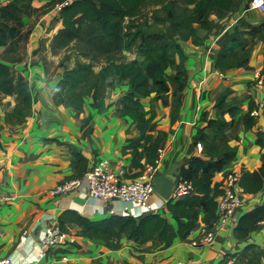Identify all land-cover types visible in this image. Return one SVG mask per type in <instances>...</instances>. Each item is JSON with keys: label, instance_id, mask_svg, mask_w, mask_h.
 Wrapping results in <instances>:
<instances>
[{"label": "crops", "instance_id": "obj_1", "mask_svg": "<svg viewBox=\"0 0 264 264\" xmlns=\"http://www.w3.org/2000/svg\"><path fill=\"white\" fill-rule=\"evenodd\" d=\"M9 1L0 0V7ZM49 1L31 0V7L39 12L22 16L26 38L20 46L21 59L5 62L30 88L29 116L17 122L10 116L20 111L23 100L16 95L0 96V197L11 199L0 203L3 231L0 260L11 258L24 264L36 258L43 232L58 225L59 217L66 211H76L90 220L113 215L139 219L155 213L167 218L171 227L177 229L166 202L155 193L149 199L148 210L121 200L108 203L92 200L87 196L85 183L76 191L53 195L58 185L82 178L101 159L130 178L135 170L131 168L132 151L127 140L139 133L132 119L122 114V98L131 91L128 80L113 72L97 98H84L80 113L54 103L52 93L64 71L80 65L75 60L78 53H73V49L52 51L53 39L62 22L57 4L46 7ZM250 1L232 0L230 10L214 13L209 31L196 29L199 44L193 43L196 37L179 41L184 56L181 64L176 51L171 49L173 64L166 74L174 77L182 72L186 82L183 87L170 85L165 104L156 100L154 94L138 99L145 118L150 121L147 133L153 139L158 135L164 139L157 154L161 164L157 174L176 165L174 176H178L192 157L209 161L194 147L200 136H205V142L216 150L225 146L236 150L235 158L214 175L212 186L230 171L253 172L260 168L264 157V147L256 145V128L260 122L247 128L243 121L249 104L255 105L264 95V85L257 86L254 81L255 74H259L264 83V13L249 9ZM163 32L170 42H175L169 26ZM137 45L138 42L119 53L114 63L141 61L143 55L137 51ZM224 46L232 47L239 60L246 59L247 66L224 71V78H219L215 61ZM3 50L0 47V57ZM84 60L89 64V59ZM101 68L93 67V70L97 73ZM209 122L226 125L218 134L216 128L209 127ZM242 197V206L227 226L215 235L211 244L202 248H194L190 242L196 237L197 228L203 226V212L188 238H176L164 250L154 249L150 243L137 246L123 239L120 248L112 251L80 237L77 227L67 226L75 245L52 249L47 260L50 264H264V221L247 239L234 237L240 216L264 206V181L259 193ZM24 231L29 236L19 245Z\"/></svg>", "mask_w": 264, "mask_h": 264}, {"label": "trees", "instance_id": "obj_2", "mask_svg": "<svg viewBox=\"0 0 264 264\" xmlns=\"http://www.w3.org/2000/svg\"><path fill=\"white\" fill-rule=\"evenodd\" d=\"M67 0H50L47 8L63 4ZM232 0H75L63 5L58 13L62 27L57 31L52 51L73 49L80 56L89 59V64L64 71L52 96L56 105H63L75 113H80L84 98H97L99 90L112 72L119 78L127 79L130 92L122 98V114L129 117L138 128V136L128 139L132 151L131 168L136 178L145 166L152 163L162 148L161 135L152 138L147 133L150 121L145 118L139 98L155 95V99L165 104V96L171 84L183 87L186 75L178 72L174 77L166 74L173 64L171 49L176 51L180 64L184 56L179 41L187 42L196 37V29L209 31L212 27V15L230 10ZM31 7V0H11L0 7V96L16 95L22 99L21 109L10 117L23 122L32 107V95L29 86L21 76H15L7 61H20V46L25 40L22 16L37 13ZM153 24L164 23L169 26L176 39L170 42L162 31L143 32ZM138 42L137 51L143 55L141 61L115 64L116 56L127 51ZM194 44L200 41L196 37ZM103 58L106 65L94 72V62ZM247 60H239L232 47L224 46L215 61V68L224 72L243 68ZM255 105L249 104L244 116V125H255L250 111ZM218 134L225 127L224 122H209ZM256 145L264 147V134H258ZM194 147L204 157H192L181 174L189 180L194 193L182 200L166 202V208L177 222L174 230L167 218L159 214H146L139 219L131 216L113 215L99 220H90L76 211H66L58 219L61 229L74 226L78 235L90 242L99 243L112 251L120 248L121 240L133 242L137 246L150 243L154 249L164 250L171 246L176 238L186 239L198 226L199 215L204 213L202 224L209 227L215 218L216 199L220 195V184L212 186V178L220 173L236 156V150L227 146L216 150L205 142V136L196 138ZM264 157L257 171H241L240 188L245 195H255L263 188ZM264 221V206H258L240 216L234 228V237L245 240L256 231Z\"/></svg>", "mask_w": 264, "mask_h": 264}, {"label": "built area", "instance_id": "obj_3", "mask_svg": "<svg viewBox=\"0 0 264 264\" xmlns=\"http://www.w3.org/2000/svg\"><path fill=\"white\" fill-rule=\"evenodd\" d=\"M70 1L67 0L63 4H57L56 9L60 11L61 7ZM249 9L264 13V0H251ZM217 76L224 78L222 72L219 71L217 72ZM254 81L257 86L264 85L259 74H255ZM250 116L255 122H260L256 128L258 134H264V95L255 103L254 108L250 111ZM160 165L159 157H157L151 165L144 169L140 176L127 178L123 170H114L107 160L101 159L82 178L58 185L53 195L68 194L69 192L78 190L82 183H85L87 196L92 200L104 203L121 200L148 210L149 199L154 194L152 178L157 175ZM240 176L241 172L235 171H230L223 175L219 182L220 195L216 199L215 218L210 222L208 228L204 226L197 228L196 237L190 242V246L202 248L211 244L214 241L215 235L227 226L235 212L242 206L243 192L239 185ZM174 178L170 200H182L194 193L192 183L184 175L179 174L178 176H174ZM9 200L11 199L0 197V203H5ZM2 235L3 231L0 225V236ZM28 236V232H22L18 244L23 245ZM73 245H75V239L67 230L61 229L59 225L50 227L43 232V235L38 240L36 258L29 264H50L47 256L52 249ZM62 260L66 261V258L63 257ZM0 264H24V262H14L11 258H5L0 260ZM177 264L181 263L178 262Z\"/></svg>", "mask_w": 264, "mask_h": 264}, {"label": "water", "instance_id": "obj_4", "mask_svg": "<svg viewBox=\"0 0 264 264\" xmlns=\"http://www.w3.org/2000/svg\"><path fill=\"white\" fill-rule=\"evenodd\" d=\"M176 169V165H171L164 172L157 174L152 178L154 193L165 202L170 201V195L173 189V182L175 179L174 172L176 171Z\"/></svg>", "mask_w": 264, "mask_h": 264}, {"label": "rangeland", "instance_id": "obj_5", "mask_svg": "<svg viewBox=\"0 0 264 264\" xmlns=\"http://www.w3.org/2000/svg\"><path fill=\"white\" fill-rule=\"evenodd\" d=\"M148 23H149V28H143L142 30H143V32H154V31H164V29L166 28V25L163 23H158V24H153L152 23V20H149L148 21ZM73 53H76V51H74L73 50ZM78 58V59H77ZM77 58H75V60H77V64H78V66L80 65H86L85 64V58H83L82 56H80L79 54H78V57ZM104 64H105V60L104 59H101V60H98L97 62H94V68H95V70H97L98 69V67H103L104 66ZM48 71H50V68H48Z\"/></svg>", "mask_w": 264, "mask_h": 264}]
</instances>
